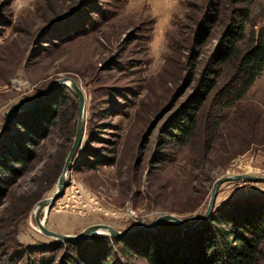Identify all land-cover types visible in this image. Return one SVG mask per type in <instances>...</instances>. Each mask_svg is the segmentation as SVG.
I'll return each instance as SVG.
<instances>
[{
    "label": "rangeland",
    "instance_id": "obj_1",
    "mask_svg": "<svg viewBox=\"0 0 264 264\" xmlns=\"http://www.w3.org/2000/svg\"><path fill=\"white\" fill-rule=\"evenodd\" d=\"M238 5L234 0H0V133L11 109L40 101L61 76L74 77L86 96L84 141L64 192L46 217L49 229L76 234L103 223L126 231L165 213L194 224L218 177L264 175V71L227 110L208 145L203 124L187 145L164 143L174 109L193 94L195 81L188 82V74L199 77ZM250 8L241 47L264 29V0ZM209 11L218 21H207L212 31L202 41L199 22ZM61 92L69 97V122L53 126L35 148L31 169L0 197V237H8L0 264H26L30 247L60 242L37 229L33 212L39 200L54 194L63 166L43 185H36L35 176L49 160L55 169L56 155L66 158L75 134L78 99L70 88ZM28 110L35 109L12 116L4 139L25 133L14 118ZM242 198H264V181L223 183L216 207Z\"/></svg>",
    "mask_w": 264,
    "mask_h": 264
},
{
    "label": "trees",
    "instance_id": "obj_2",
    "mask_svg": "<svg viewBox=\"0 0 264 264\" xmlns=\"http://www.w3.org/2000/svg\"><path fill=\"white\" fill-rule=\"evenodd\" d=\"M234 1L239 5L199 77L195 79L194 72L187 76L188 82L195 81L193 94L174 109L164 127V143L187 145L203 124L204 143L208 145L219 124L228 118L227 110L245 96L264 71V29L246 47L240 45L255 0ZM207 21L217 22L218 15L209 11L199 22L197 36L202 41L212 31ZM61 89L69 87L58 85L42 107L15 116L14 126L25 133L8 134L0 143V197L7 196L8 185L31 169L38 158L35 148L50 137L53 126L69 122L65 121L69 97ZM64 159L65 154L56 155L55 169L49 160L43 173L35 176L36 185H43L53 171L58 176ZM4 237H0V249L8 239ZM59 250L63 251L60 259ZM25 253L26 264H140L142 260L144 264H264V198L235 200L219 211L216 207L209 221L196 231L166 222L155 231H140L126 238L96 234L51 248L33 246Z\"/></svg>",
    "mask_w": 264,
    "mask_h": 264
},
{
    "label": "water",
    "instance_id": "obj_3",
    "mask_svg": "<svg viewBox=\"0 0 264 264\" xmlns=\"http://www.w3.org/2000/svg\"><path fill=\"white\" fill-rule=\"evenodd\" d=\"M58 85H65L75 93L78 99V116L76 121L74 138L67 153V156L65 158V162L61 174L58 178L56 190L52 196L39 200L33 212V216L36 225L38 227L37 229L46 236L53 237L60 242L83 240L96 234H106L108 236L115 238H124L130 236L135 232L156 230L166 222H175L179 224L184 230L196 231L197 229L201 228L207 221H209L213 210L216 208L218 192L223 183L230 181H238V180L264 181V175L257 176L249 173H235V174L221 175L215 180L213 184L210 193V199L204 214L194 224H188L186 221H184L180 216L176 214L165 213L156 217V219L151 224L145 227L135 228L126 231H120L111 225H106L103 223L89 225L88 227L84 228L82 231L76 234H64L51 230L45 225L46 217L49 213V210L53 207L57 199L63 194L64 189L67 185L66 178L68 172L72 168V163L76 155L81 151V146L84 141L86 96L82 86L72 76H61L55 79L51 83L44 97L40 101L23 104L21 106H17L11 109L7 115V125L0 133V142H1L4 139L6 132L12 125V116L23 109H36L41 107L47 101L48 96L52 91L53 87ZM42 218L44 222H42Z\"/></svg>",
    "mask_w": 264,
    "mask_h": 264
},
{
    "label": "bare ground",
    "instance_id": "obj_4",
    "mask_svg": "<svg viewBox=\"0 0 264 264\" xmlns=\"http://www.w3.org/2000/svg\"><path fill=\"white\" fill-rule=\"evenodd\" d=\"M45 210H46V208H45ZM45 210H44V211H45ZM42 222H44L43 218H42ZM45 225H46V223H45ZM100 230H102V229H100Z\"/></svg>",
    "mask_w": 264,
    "mask_h": 264
}]
</instances>
